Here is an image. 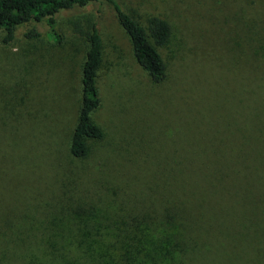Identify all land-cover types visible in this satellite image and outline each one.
I'll return each instance as SVG.
<instances>
[{
  "label": "rangeland",
  "instance_id": "1",
  "mask_svg": "<svg viewBox=\"0 0 264 264\" xmlns=\"http://www.w3.org/2000/svg\"><path fill=\"white\" fill-rule=\"evenodd\" d=\"M117 1L146 29L151 17L171 26L156 46L161 84L104 0L59 14L58 42L42 22L10 42L0 29V264H60V245L83 257L118 234L110 225L141 220L145 235L148 217L161 237L182 208L192 229L166 264H264V0ZM93 26L102 137L75 158L88 50L78 30Z\"/></svg>",
  "mask_w": 264,
  "mask_h": 264
},
{
  "label": "trees",
  "instance_id": "2",
  "mask_svg": "<svg viewBox=\"0 0 264 264\" xmlns=\"http://www.w3.org/2000/svg\"><path fill=\"white\" fill-rule=\"evenodd\" d=\"M98 0H0V29L5 31V42H10L15 37L18 26L31 21L44 23L48 35L54 41H59L57 17L62 12L82 8ZM113 9L117 21L129 37L133 55L139 66L147 73L154 84H161L166 77L165 64L157 52L156 46L165 45L171 35V26L163 19L151 17L147 21V29L128 15L117 0H104ZM78 33L88 44L85 61L81 74V105L78 122L73 131L70 142V153L75 158H82L87 154L85 139H100L102 132L91 121V114L100 106L96 79L101 65L102 38L96 27L87 32L78 30ZM29 38H37L40 32L35 28L26 33ZM173 223L172 216L168 222L176 225L174 230L165 232L158 237L150 227L154 222L145 219L143 234L141 226L143 221H132V225L123 229L116 224L110 225L118 234L111 236L110 240L96 239L91 241L88 254L81 257L78 247L59 246L57 257L60 264H166L170 253L176 249L186 247L188 233L192 227L183 223L189 221L185 208L176 211ZM183 214L181 217L179 214ZM154 216H151L153 218ZM167 222V223H168ZM249 226V225H247ZM240 224L237 231L240 236L247 238L251 228ZM160 227V226H159ZM179 229V233L175 229ZM105 236V235H104ZM46 244V243H45ZM47 245V244H46ZM49 248L45 253L48 255ZM36 259V257L34 256ZM29 264H35L28 261Z\"/></svg>",
  "mask_w": 264,
  "mask_h": 264
}]
</instances>
